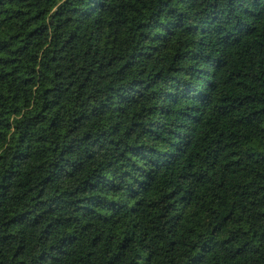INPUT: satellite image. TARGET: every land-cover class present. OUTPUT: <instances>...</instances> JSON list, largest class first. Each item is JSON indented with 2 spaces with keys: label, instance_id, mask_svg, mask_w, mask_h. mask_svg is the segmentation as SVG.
<instances>
[{
  "label": "trees",
  "instance_id": "16d2710c",
  "mask_svg": "<svg viewBox=\"0 0 264 264\" xmlns=\"http://www.w3.org/2000/svg\"><path fill=\"white\" fill-rule=\"evenodd\" d=\"M0 264H264V0H0Z\"/></svg>",
  "mask_w": 264,
  "mask_h": 264
}]
</instances>
